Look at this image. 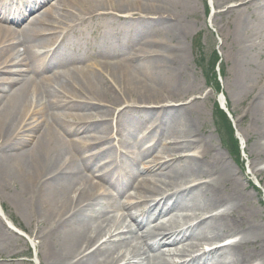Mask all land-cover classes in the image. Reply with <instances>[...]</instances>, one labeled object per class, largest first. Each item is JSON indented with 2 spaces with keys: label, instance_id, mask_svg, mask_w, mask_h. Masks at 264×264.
Segmentation results:
<instances>
[{
  "label": "bare ground",
  "instance_id": "1",
  "mask_svg": "<svg viewBox=\"0 0 264 264\" xmlns=\"http://www.w3.org/2000/svg\"><path fill=\"white\" fill-rule=\"evenodd\" d=\"M27 1L0 0V196H8L27 219L29 236L38 240V264H264V224L255 222L253 211L246 209L242 178L218 149L197 135L188 106L162 105L151 127L156 134L144 130L133 147L123 135L127 128L133 135L140 130V119L132 115L135 99L144 105L136 108L143 120L153 114L147 105L175 102L178 96L166 88L171 78L174 82L173 74L178 72L177 79L184 74V55L177 52L171 59L160 53L148 62L135 55L125 65L103 63L97 73H55L57 87L50 89L49 77L36 78L42 64L37 50L51 42L45 53L56 54L70 41L65 30L55 42L42 36L77 14L49 8L19 29L6 24L5 16ZM36 1L30 3L32 8ZM77 1L79 9L86 6L83 20L99 13L103 21L114 12L130 18L128 4L135 2L115 0L123 3L116 6L113 0ZM217 4V14L226 17L224 40L233 60L229 81L236 100L246 98L240 119L247 120L244 134L251 140L249 156L256 167L264 164V0ZM157 14L170 18L165 10ZM66 27L74 30L73 24ZM166 31L170 34L165 36L180 34L176 22ZM102 50L101 56L107 57L108 51ZM144 50L141 45L137 52ZM114 76L118 82L123 77L121 92L133 96L132 103L112 93ZM68 84L97 93L89 94L82 106L69 105L60 99ZM81 130L88 132L82 135ZM90 147L94 149L86 150ZM109 157L95 165L97 158ZM203 177L207 180H200ZM186 208L194 213L183 212ZM0 213V240L7 234L17 237L1 201ZM160 214L167 221L158 219ZM202 241H210L207 245L213 249L198 255L207 248Z\"/></svg>",
  "mask_w": 264,
  "mask_h": 264
},
{
  "label": "rangeland",
  "instance_id": "2",
  "mask_svg": "<svg viewBox=\"0 0 264 264\" xmlns=\"http://www.w3.org/2000/svg\"><path fill=\"white\" fill-rule=\"evenodd\" d=\"M133 1L135 2L128 4L131 5V10L127 11V15L130 16L127 19L120 17L123 12L113 13L109 10L111 12L107 11V13L113 14L107 21H103L99 13L87 16L83 20L84 14L81 12H84L83 8L86 6L83 5L79 9L81 5L80 2L77 4V0H47L44 5H40L41 0H37L35 3L37 7L35 8L30 6L32 0H28L21 7L12 11L11 14L5 16V18H8L6 24L19 29L25 26L33 16L40 15L49 8L62 14L70 10L77 14V16L71 14L69 15L70 18L68 17L69 19L64 20L62 24H55V26L48 28L47 31L50 33L46 32L42 36V39L52 38V41L55 42L57 39L62 38L63 30H65L66 34L64 36L70 41L69 45L59 47L61 51H57L56 54L52 50L47 54L45 53V50L51 46V42L37 50L42 64L40 63V75L36 78L40 81L41 78L49 77L47 81L49 88L51 85L57 87L55 83L57 82V76H54L55 73L65 77L70 76L71 72H74L79 76L82 71L86 72L89 69L97 73L98 69L100 70L103 67V63L125 65L133 61L135 55L139 58V61L148 62V60L159 56L160 53H164L167 58L171 57L172 59L177 52H181L184 55L181 72L184 74L178 79V72L173 74L176 76L174 82L173 78H171L166 88L167 93L173 90L171 92L178 98L175 102L168 101L164 104L147 105V109H152L153 114H150L146 120L141 118L142 114L138 112L139 109H136L144 106L142 102L129 93L123 94L121 92L123 91L122 87H124V82L121 81L123 77H118L120 80L118 82L117 77L114 76L116 83H113V85L115 89L113 88V92H111L119 97L118 99H135L138 102V104H135L131 100V103L136 105L133 106L132 115L140 119V130L133 135V132H130L128 128H123L125 129L123 135L127 136V141L133 147L136 140L141 137V134H144V130H146L145 133L150 132L152 136L156 134L154 128L151 127L155 122V113L158 112L162 105L169 104L171 107L188 106L187 115L196 124L197 135L204 136L208 145L218 149L224 161L230 164L237 172V175L242 178V191L246 194V209L250 208L253 211L255 222L264 224V172L257 176L260 169L264 168V164L253 167L249 156L251 140H247L244 134L247 120L241 121L240 119L246 98L243 97L237 101L232 82L230 83L229 81L233 60L229 56V46L224 40V34L227 29L226 17H221L217 14L221 9L217 4L220 0ZM114 4L122 6L120 4L123 3L115 1ZM232 4L227 2V6ZM39 6L41 7L34 12ZM161 10H165L168 13L171 21L169 19L165 20V17L160 18L157 11ZM175 22L180 30V34L176 32L179 36H174L175 38L173 36H165V34H170L166 33L167 25ZM68 24H73V31H68V27H66ZM141 45L145 47L147 52L145 50L143 51L145 53L137 52ZM102 49L108 51L107 57L104 56L103 58L101 56L100 51H103ZM17 51L20 54L22 47L19 46ZM62 53H64L62 56H66L63 59H61L62 56L60 57ZM213 53L216 54L218 59V64L213 72L219 89L213 85L212 77L206 75ZM20 67L25 66L22 65ZM102 72L104 73V71ZM82 91L80 92L73 85L68 84L65 86L64 92H60V99L69 101L66 102L69 105L77 104L82 106L81 103L88 102L91 94L97 93L95 89H92V91H95L93 93L89 90ZM118 99L116 101L120 103L121 101ZM95 103L92 102V104ZM215 105H218L226 113L231 122L234 138L237 141L238 155L233 154L231 150L225 147L214 127L213 113ZM130 117L128 116V118ZM113 127L116 128V124ZM87 132V130H81L80 134L85 135ZM162 138L160 135V140L158 141L160 148L163 144ZM91 149L94 148L90 147L86 150ZM196 151L193 153L196 154ZM109 159L110 157L107 160ZM208 159L205 158L203 161ZM148 160L149 158L145 162ZM200 180L205 181L207 178L203 177ZM179 186V183L176 184L172 190L178 189ZM132 189L133 186L130 185L128 191ZM1 196L2 212L7 215L8 223H13L12 229L17 234H14L17 237H10L7 234L8 237H6L5 241L0 240V264H38V262H41V256L37 254L38 240L29 236L31 227L27 219L21 210H18L11 203L8 196ZM145 196L147 197L148 195L145 194ZM183 212L187 214L194 213L190 208L184 209ZM124 215L128 222L127 213L124 212ZM164 216L166 215L160 214L158 219ZM162 219L167 221L168 218L164 217ZM137 235L140 237L141 233L138 232ZM236 239L237 237L226 239L219 245L233 242ZM202 242L203 244L210 243V241Z\"/></svg>",
  "mask_w": 264,
  "mask_h": 264
},
{
  "label": "trees",
  "instance_id": "3",
  "mask_svg": "<svg viewBox=\"0 0 264 264\" xmlns=\"http://www.w3.org/2000/svg\"><path fill=\"white\" fill-rule=\"evenodd\" d=\"M218 64V59L215 53H213L210 62L209 69L207 70L206 75L212 77V83L215 88L219 89L218 82L215 81V74L213 72L215 66ZM213 120L214 127L221 139V142L235 155H238L237 141L234 138L233 128L231 122L227 117L226 113L218 106H214Z\"/></svg>",
  "mask_w": 264,
  "mask_h": 264
}]
</instances>
